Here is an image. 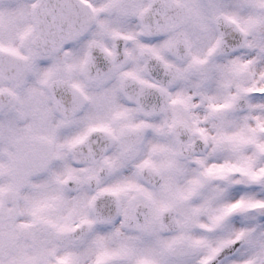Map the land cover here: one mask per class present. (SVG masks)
Segmentation results:
<instances>
[{"label": "snow or ice", "instance_id": "6c2138e0", "mask_svg": "<svg viewBox=\"0 0 264 264\" xmlns=\"http://www.w3.org/2000/svg\"><path fill=\"white\" fill-rule=\"evenodd\" d=\"M0 264H264V0H15Z\"/></svg>", "mask_w": 264, "mask_h": 264}, {"label": "flooded vegetation", "instance_id": "af4514ba", "mask_svg": "<svg viewBox=\"0 0 264 264\" xmlns=\"http://www.w3.org/2000/svg\"><path fill=\"white\" fill-rule=\"evenodd\" d=\"M15 0H0V20H3L6 15L13 12ZM12 24L17 23L15 18L12 19Z\"/></svg>", "mask_w": 264, "mask_h": 264}]
</instances>
